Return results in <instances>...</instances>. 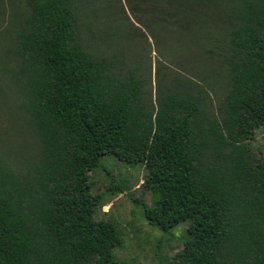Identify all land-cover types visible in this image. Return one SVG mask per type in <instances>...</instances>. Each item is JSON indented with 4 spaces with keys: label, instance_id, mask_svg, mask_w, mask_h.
<instances>
[{
    "label": "trees",
    "instance_id": "trees-1",
    "mask_svg": "<svg viewBox=\"0 0 264 264\" xmlns=\"http://www.w3.org/2000/svg\"><path fill=\"white\" fill-rule=\"evenodd\" d=\"M125 1L137 24L158 20L163 41L172 32L177 57L204 64L215 55L220 66L196 76L175 67L145 104L138 67L114 81L108 61L81 44L76 0H26L17 33L21 106L39 154L21 177L0 164V264H119L111 255L119 231L96 218L102 195L89 175L104 156L146 169L151 204L135 201L148 224L168 233L186 223L182 247L163 264H264V159L248 144L264 124V0H228L219 47L192 6L162 0L160 13L151 0L142 21ZM186 27L188 43L178 32ZM211 76L227 83L212 113Z\"/></svg>",
    "mask_w": 264,
    "mask_h": 264
},
{
    "label": "rangeland",
    "instance_id": "rangeland-1",
    "mask_svg": "<svg viewBox=\"0 0 264 264\" xmlns=\"http://www.w3.org/2000/svg\"><path fill=\"white\" fill-rule=\"evenodd\" d=\"M155 1L161 13L162 0ZM147 2L155 9L151 0H130L136 17L142 16V21L145 20L143 14L147 15ZM76 3L78 37L83 47L95 57L108 61L114 81L138 67V74L143 79L140 97L145 104L154 97L158 84L163 92L167 82L174 80L175 67L183 71L177 73L180 76H196L200 69L220 66L215 55L210 59L205 57L204 64L201 59L177 57L178 53L168 47L173 42L172 32L170 39L163 41L164 24L161 28L158 20L155 25L151 22L145 26L137 24L130 8L124 11V5H128L125 0H76ZM231 4L233 2L228 0H175V6H192L195 13L209 19L213 37H219V41L210 44L219 43L217 47L222 45L220 38L227 31V7ZM178 12L181 10L175 12V21L177 14L180 16ZM27 13L26 0H0V164L19 177L32 172L39 154V136L21 106L25 75L17 54V33ZM189 16L192 18L193 14ZM178 32L180 39L190 42L187 27ZM206 80L213 83V89L204 85L210 93L207 109L212 113L222 101L227 83L226 78L220 80L213 76ZM248 144L255 159H264V124L254 132ZM89 175L93 194L102 195L96 218L114 222L119 231L120 242L111 251L119 264H163L166 258L180 250L186 223L163 233L147 223L135 201L151 204L152 190L143 187L147 173L142 164H127L114 156H104L99 167Z\"/></svg>",
    "mask_w": 264,
    "mask_h": 264
}]
</instances>
